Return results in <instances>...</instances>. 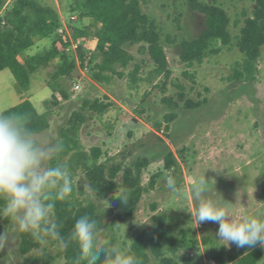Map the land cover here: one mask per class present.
<instances>
[{"label":"rangeland","instance_id":"obj_1","mask_svg":"<svg viewBox=\"0 0 264 264\" xmlns=\"http://www.w3.org/2000/svg\"><path fill=\"white\" fill-rule=\"evenodd\" d=\"M39 1L52 5L59 12L61 22H68L71 15H76L69 25L92 23L89 17L79 19L76 13L69 12L70 0ZM139 1L160 32L169 63L168 77L157 74L148 52H141L139 45H134L128 47L133 61L128 67L119 68L122 75H112L110 80L98 82L90 75V68L81 65L71 47L67 50V61L74 62L73 79L64 75L55 78L62 64L60 58L33 73L27 90L17 86L9 69L0 71V110L29 98L39 112L48 110L50 114V126L36 134L37 140L57 144L71 113L84 108L86 122L78 138L87 156L92 148H98V160L107 171L116 164L129 167L138 160H150L142 166L143 193L134 211L109 226L105 238L99 237L122 257L125 258L138 233H149L153 216L164 213L172 226L162 243V251L173 264H216L212 257L216 252H222L230 262V257L238 258L252 248L238 249L231 243L226 247L217 240V224L196 225L191 214L196 202L190 184L193 178L198 180L205 176L210 189L207 198L221 202L234 216L252 215L264 209V46L256 61H248L236 46L240 28L245 18L252 15L255 0H201L226 10L232 42L228 46L219 44L218 53H208L202 62L191 65L180 58L181 43L199 35L205 25L204 16L193 11L188 0ZM94 32L91 26L88 38H92ZM51 41V38L38 40L21 60L49 48ZM135 64L139 68L133 80L130 73ZM54 80L66 97L56 93L59 103L46 104L45 101L51 99ZM75 83L81 86L78 92L73 89ZM168 98L175 101V105L167 101ZM95 99L111 102V105L103 113L83 107L84 100ZM186 100L200 105L187 108ZM172 112L176 113L175 117L168 122L170 129L165 130L166 116ZM56 165L68 168L73 197L81 202L93 201L103 211L108 207V199L96 196L85 170L76 160L66 157L57 158L53 164L50 162V166ZM166 173L176 178L179 194L166 187ZM116 180L121 182L122 171ZM105 212L109 223L120 211L108 208ZM50 220L52 222V216ZM2 233H6L11 242L2 251L0 264H28L27 257H41L44 253L56 256L50 264L64 262L58 253V244L47 239V243H40L38 248L22 255L19 232L12 221ZM262 250L258 264H264V248ZM148 252V264H158Z\"/></svg>","mask_w":264,"mask_h":264},{"label":"trees","instance_id":"obj_2","mask_svg":"<svg viewBox=\"0 0 264 264\" xmlns=\"http://www.w3.org/2000/svg\"><path fill=\"white\" fill-rule=\"evenodd\" d=\"M188 5L193 11L202 14L205 20L204 28L197 37L183 40L181 43L180 58L184 63L191 65L194 62H202L208 53H218L220 51L219 44L230 45L232 35L229 29L230 18L224 8L201 0H188ZM1 11L0 71L9 69L17 86L21 90H27L30 87L33 73L47 66L56 58H60L62 64L56 71L55 78L62 75L69 79L74 78V62L67 61V48L71 43L64 41L56 33L61 25V18L59 12L52 5L39 0H0ZM69 12L76 13L79 19L89 17L92 20L89 26L70 24L69 27L73 40L78 41V47L74 51L75 56L83 67L86 66L88 70L90 68V75L95 81H108L112 75L121 76L119 68L128 67L134 59L128 49L134 45H139L141 52L145 50L148 52L157 74L169 76V63L165 48L161 43L160 32L154 21L143 11L139 0H70ZM91 26L95 29L94 36H92L96 39V47L89 54L82 45L84 40L89 37ZM44 38L52 39L49 48L21 60V56L38 40ZM236 46L248 61H256L261 55V48L264 46V0H255L252 15L245 18L244 25L240 28ZM138 68L139 65L135 64L134 70L130 73L133 80ZM51 87L53 88L51 99L46 100L45 103L57 105L59 98L56 93L61 94L64 98L66 94L63 93L56 80ZM180 97H182L181 94ZM167 101L175 105V101L171 98H168ZM83 104V107L87 109L103 113L111 105V102L95 99L93 101L84 100ZM199 105V102L185 101L187 108H195ZM83 109L74 110L71 113L66 127L61 132L62 139L59 144L62 145L63 151L51 161V164L57 158L68 157L71 161L76 160L85 170L89 186L98 198L108 199L110 203H115L118 195L123 194L128 201V208L123 213L119 212L113 221L108 223L106 212L98 204L90 200L81 202L71 193L67 202L56 203L52 222L58 226L60 236L66 238L73 230L75 222L80 217L88 215L97 221L98 228L101 230L100 235L105 238L109 226L121 222L124 217L130 216L134 211L143 193L142 166H145L150 160L144 158L129 167L116 164L107 171L105 165L98 160L100 154L98 148H92L90 156H87L82 151L78 138L81 126L86 122V115L82 113ZM3 111L6 115L13 112L26 114L30 121L28 127L35 134L50 126L49 111L39 112L29 98ZM175 114L172 112L166 116L165 130L170 129L168 122L172 117H175ZM165 165L167 168L170 167L166 162ZM120 171H122V180L118 183L116 178ZM2 208L3 201H0V210ZM168 218L169 216L164 213L155 214L151 230L148 234L140 232L135 236L125 259L135 256L138 264H148L150 261L148 251H150L157 259L158 264H173L170 258L164 257L162 251V243L172 226ZM10 221V219L0 218V233ZM45 239L52 244H58L60 247L58 253L64 258L62 264H75L79 255L78 246L68 244L62 248L59 241ZM39 246L40 243L29 234L19 233V252L22 255L28 254ZM104 246L106 249L114 251L107 243ZM2 256L3 252L0 251V258ZM262 256L263 250L260 246L252 248L238 258L230 257V262L222 252L212 255L216 264H258ZM55 258L56 256L44 253L41 257H27V263L50 264Z\"/></svg>","mask_w":264,"mask_h":264},{"label":"clouds","instance_id":"obj_3","mask_svg":"<svg viewBox=\"0 0 264 264\" xmlns=\"http://www.w3.org/2000/svg\"><path fill=\"white\" fill-rule=\"evenodd\" d=\"M29 117L20 112L5 114L0 110V201L3 208L0 218L10 219L17 231L29 234L41 244L45 238L57 240L63 248L75 244L79 255L75 264H138L135 256L126 259L120 253L105 248L101 240L98 223L88 215L80 217L66 238L60 236L58 226L51 222L57 202H67L72 193V178L66 166H50L63 151L62 145L38 141L28 127ZM166 187L179 194L177 180L166 173ZM191 194L196 202L194 212L196 225L212 223L218 225L216 236L222 245L230 243L239 248H264V209L256 214L234 216L218 201L207 198L210 191L208 180L201 176L193 178ZM123 194L111 208L123 213L128 207ZM9 236L0 233V251L10 244Z\"/></svg>","mask_w":264,"mask_h":264},{"label":"built area","instance_id":"obj_4","mask_svg":"<svg viewBox=\"0 0 264 264\" xmlns=\"http://www.w3.org/2000/svg\"><path fill=\"white\" fill-rule=\"evenodd\" d=\"M76 19V15H71L68 19V22H61V25L57 29V33L64 41L70 42L71 44L67 48L69 50L71 47L75 50L78 47V42L73 40L71 30L69 27V23L73 22ZM84 50H87L89 54H91L96 47V39L95 37L87 38L84 40L82 45ZM73 89L78 92L81 89V86L78 83H75Z\"/></svg>","mask_w":264,"mask_h":264}]
</instances>
